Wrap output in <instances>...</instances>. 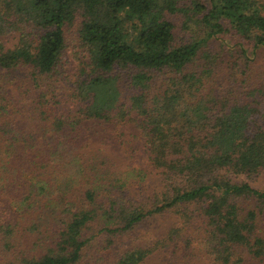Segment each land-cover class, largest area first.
<instances>
[{
  "label": "trees",
  "instance_id": "obj_1",
  "mask_svg": "<svg viewBox=\"0 0 264 264\" xmlns=\"http://www.w3.org/2000/svg\"><path fill=\"white\" fill-rule=\"evenodd\" d=\"M212 39L242 103L199 95ZM263 169L264 0H0V264H264Z\"/></svg>",
  "mask_w": 264,
  "mask_h": 264
},
{
  "label": "rangeland",
  "instance_id": "obj_2",
  "mask_svg": "<svg viewBox=\"0 0 264 264\" xmlns=\"http://www.w3.org/2000/svg\"><path fill=\"white\" fill-rule=\"evenodd\" d=\"M178 41H183L186 39L187 34L182 32H178ZM226 37V35H223ZM77 39H76V25H66L65 27V35H64V56H72L74 50H78L76 47ZM196 61L187 66L189 69H196L197 71L201 70L202 67H205L204 75H202V82L200 84L199 95H202L203 99L207 101V103L213 98L215 101H228L231 103L232 101L242 103L244 102V97L248 91V87L250 85V80L244 81V58L238 53H230L227 49L224 48L223 44L219 41L212 39L208 42L204 51L199 52L197 54ZM197 64V67L195 66ZM198 65L201 66L198 68ZM68 81L71 79V75H68L66 78ZM164 81V75L162 73H154V77L152 79L151 88L153 86H157ZM122 95L125 96L127 94H131V92H135V89H132L129 83L122 84ZM216 108L218 107V103H214ZM217 109H214L213 114H217ZM130 130L128 133H134V129L132 126L129 127ZM132 136V135H130ZM130 138V137H128ZM132 139V137H131ZM134 148L132 154V161L136 163L140 161L142 154L141 140L139 137H136L133 140ZM244 180V177H240L238 180ZM251 184L257 188H264V169L254 178L249 179ZM136 189V187H134ZM261 227L264 229V218L261 220ZM144 227V226H143ZM145 228H147L145 226ZM146 230L139 229L136 230L133 234L129 236L127 242H137L141 241L145 235ZM101 242L97 245V243L92 244L91 247L88 248L89 255H94L97 253L98 247ZM114 252L106 253L107 256H103L105 260L111 257V254ZM163 256V254H160ZM197 259V258H196ZM196 259H193L196 260ZM169 259L153 257L148 261V264H167ZM172 263V261H171ZM190 264H199L198 261L191 262Z\"/></svg>",
  "mask_w": 264,
  "mask_h": 264
}]
</instances>
